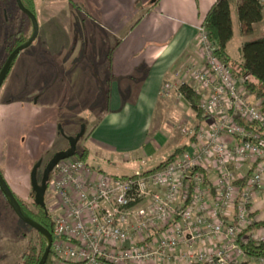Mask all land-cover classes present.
I'll use <instances>...</instances> for the list:
<instances>
[{
	"label": "built area",
	"instance_id": "built-area-1",
	"mask_svg": "<svg viewBox=\"0 0 264 264\" xmlns=\"http://www.w3.org/2000/svg\"><path fill=\"white\" fill-rule=\"evenodd\" d=\"M198 49L181 78L199 95L207 118L189 132L194 145L135 176L106 175L77 158L55 167L47 191L55 213L54 264H264L241 246L264 241L254 231L241 236L254 221L264 181L261 104L250 101L203 25ZM172 88L164 85V96Z\"/></svg>",
	"mask_w": 264,
	"mask_h": 264
},
{
	"label": "crops",
	"instance_id": "crops-1",
	"mask_svg": "<svg viewBox=\"0 0 264 264\" xmlns=\"http://www.w3.org/2000/svg\"><path fill=\"white\" fill-rule=\"evenodd\" d=\"M84 1L88 2L92 25L110 35L105 43V53L98 52L101 49L97 39L92 41L90 50L83 43L80 51L78 38L67 36L66 25L61 26L50 19L41 24L38 42L41 49L35 56L30 55L31 60L27 63L38 70L29 72L24 65L23 72L26 73L16 90L24 101L12 99L1 105L0 142L8 133L6 127L10 121L26 114L38 116L32 120L34 130L28 138L33 142L34 151L30 147L26 152L35 157L45 149H52L59 140L76 137L72 136L74 128L71 127L81 123L80 112L86 110L87 120L81 125L86 130L87 164L90 157L103 156L111 157L115 163L118 159L125 163L142 160L144 166L166 145L173 144L161 123L159 128H153L158 110L164 107L174 110L179 104L190 107L184 98L175 95L174 90L171 98L163 96L162 90L166 84L176 85L188 62L199 57V28L217 0H159L157 4H151L153 0ZM236 4L234 2L232 7L233 29ZM258 25H255L254 34ZM242 59L241 56L237 67ZM56 60L61 62L58 65L61 68L41 63ZM43 67L45 71L41 70ZM39 77L41 82H38ZM31 94L39 95L35 104H32ZM40 98L43 105L39 103ZM93 117L97 119L94 124ZM42 120L45 123L41 125ZM59 123L66 126L60 129ZM21 134L23 132L18 131V135ZM181 141L173 145L179 148ZM97 171L106 174L100 169ZM254 211L256 219L264 221V194L254 203ZM253 233L264 236V230Z\"/></svg>",
	"mask_w": 264,
	"mask_h": 264
},
{
	"label": "rangeland",
	"instance_id": "rangeland-1",
	"mask_svg": "<svg viewBox=\"0 0 264 264\" xmlns=\"http://www.w3.org/2000/svg\"><path fill=\"white\" fill-rule=\"evenodd\" d=\"M33 1L39 28H41V24H43L47 19L53 20L59 23L61 26H67L66 34L68 37L72 38L76 36L78 38V47L80 48V51L83 50V43L87 45L88 50H90L89 48L92 44V41L94 39H97L100 42L99 49H101V51L98 52L101 54L105 53V43L110 35L100 30L98 27H94V25H92L93 22H91L90 18L88 17L90 11L89 7L87 6L88 2H85L84 0ZM152 3L153 2H151V4ZM50 16L53 17L51 18ZM27 17L28 16L17 7L15 0H0V72L4 67L7 59L9 58L12 50L16 46V42L18 40H27L34 35L33 23H31ZM234 18V38L233 41L229 44V53L234 58V61L236 63H239V60L242 56V51H239L238 48L242 49L243 45L247 42H254L264 39V20L256 28L257 31L254 36L246 38L241 35L239 20L236 14ZM70 28L72 29L71 32ZM40 36L41 35L39 32V36L36 42L33 43V45L29 49L23 51L18 56L13 69L11 70L9 76L5 80L0 90V107L1 105L9 103V101H11L12 99L14 101H24L21 100L20 96L18 95L20 93H16V90L18 86L22 85L24 79L23 76L26 73L23 72L25 69L24 65L27 66L29 72L38 70V67H35L33 69L27 63L29 62V60H31L30 55L35 56V54H38L41 49L40 46H38V42H40ZM41 63H46L50 66L52 65L55 68H61L60 66H58L61 62H59L58 60L52 62L41 61ZM236 63L234 64L235 69L237 67ZM50 66H48L47 68H50ZM67 68L70 67L68 66ZM45 69L46 68L44 67L41 68V70L43 71H45ZM38 82H41L40 77L38 79ZM181 85L182 81L180 80L172 88V90H174V92L176 93L175 95H177L179 99H181L179 93V88L181 87ZM191 85L193 86L194 84ZM36 88L37 87H35V90ZM41 89L43 90L44 88L42 87ZM172 90L169 91L168 97L171 96ZM32 94V104H35V101H37V97H39V95ZM162 95L164 96L163 91ZM250 101H252V103L254 104L257 103L253 97L252 99H250ZM39 103L43 105L44 101H42L41 99ZM22 108L23 107H21V105L19 104V109L22 110ZM68 114H71V112ZM80 114L81 118L79 120L81 123H79V125L77 126L71 127L74 128V130H71L72 136H76L80 133L82 127L81 124L85 123V121L87 120L86 110L83 113L80 112ZM35 117L39 118L38 116H30L29 114H26L25 116H21L10 121L9 125L7 124L6 127L8 128L6 131L8 133H6L3 142H0V171L10 188L23 201H25L32 210L34 209L32 207L33 200L31 197V172L35 164H37L39 161H42V167L40 168L38 175L40 180V178H42L45 166L52 159V157L56 153L62 150H66L69 146V142L66 139L59 140L52 149H45L44 153L38 154L35 157L26 155L27 148L30 149L31 147V151H34L33 142L31 140L29 141L28 138L29 133H32L34 130L32 120L36 119ZM187 119H189V121H186ZM92 121L94 124L95 122H97V119L93 117ZM43 123H45V120H42L40 124L42 125ZM160 123L161 127H164L167 134H170V138L172 139L171 142L173 144H178L180 140H182L179 148L194 145L189 132H193L195 130V128L199 124V121L196 117V112L192 109L191 106L189 107L187 105L186 107H184L179 104L178 108L175 107L174 110H167L166 107H164L163 109H159L154 121L153 128H159ZM62 126L65 127L66 124H58V128L61 129ZM184 130H187L188 134L185 135L183 133ZM18 131H22L23 134L19 136ZM85 136L86 130L84 137L81 139V142L78 145V151L80 153L86 150L84 142ZM173 144L172 146L166 145L165 149L161 153H159L153 160L148 161L144 166L142 165V160H130L129 162L125 163L124 161H120L118 159L117 161L120 163H118L117 161L115 163L113 162L111 157L104 158L103 156V158L90 157L88 160V164L90 165V167L97 170L100 169L108 175L110 174L119 177L135 176L146 171L153 170L160 163L165 162L173 154L176 147L178 148V146H174ZM262 184L264 185V181L262 182ZM262 194H264V190L261 189L259 190L257 197L254 199L253 204L260 200V196ZM45 203L49 213L55 215V213H52L51 211L53 209V198L51 197V195H49V193L48 195L46 194ZM31 241L34 245L36 242H40L41 238L35 230H33L20 220L18 214L12 207L7 196L0 191V264H22L23 256L28 252ZM200 248L201 245L196 246L197 251H199Z\"/></svg>",
	"mask_w": 264,
	"mask_h": 264
},
{
	"label": "trees",
	"instance_id": "trees-1",
	"mask_svg": "<svg viewBox=\"0 0 264 264\" xmlns=\"http://www.w3.org/2000/svg\"><path fill=\"white\" fill-rule=\"evenodd\" d=\"M158 2L159 0L156 1L155 4ZM234 2L237 3L236 12L241 25V35L244 37L252 36L254 34L255 25L260 24L264 19V7L259 4L258 0H217L216 4L212 7L203 23V27L205 28L210 41H212L217 47V56L233 69L234 64L232 63V59L228 53V45L234 37L232 21V7ZM22 3L26 9L36 15L33 0H22ZM27 18L32 23V20L29 17ZM31 38L32 37L23 41L18 40L12 52H14L20 46L26 44ZM241 51L243 59L238 65L237 69H234V72L240 79H242L244 90L261 104V110L264 115V39L245 43ZM17 59L18 57L13 61L7 77L13 69ZM179 93L196 112V117L199 123L205 122L207 118L204 117L203 113L199 109L200 97L193 90V88L188 85H182L179 88ZM242 123L245 124L248 129H252L250 128V125L246 124L245 122ZM191 140L195 144V138L193 137ZM188 148L189 147L184 146L183 148L176 149L165 162L158 166V168H162L170 164ZM68 149L69 146L66 150ZM76 158L87 163L88 150H84L82 153H80L77 149ZM39 181L41 184H43V175ZM49 185V181L43 185L45 195L47 194ZM0 191L5 195L1 186ZM11 191L16 198L24 216L33 223L45 228L49 233H51V235H53L54 224L52 217L47 208H42L35 203L36 193L33 191L32 187L31 197L33 200L32 207L34 210H32L29 205L23 201L12 189ZM251 217L254 219V221L252 225L247 228L244 234L241 235L242 237L253 231L264 230V221H258L256 219L257 213H253ZM37 234L41 238V241L36 242L34 245L32 244V241L30 242L29 250L24 254L22 264L41 263L47 249V242L42 234L39 232H37ZM241 246L249 259H264V241L249 240L246 245L242 244ZM47 264H54L52 253L50 254ZM242 264L252 263L251 261H247Z\"/></svg>",
	"mask_w": 264,
	"mask_h": 264
},
{
	"label": "water",
	"instance_id": "water-1",
	"mask_svg": "<svg viewBox=\"0 0 264 264\" xmlns=\"http://www.w3.org/2000/svg\"><path fill=\"white\" fill-rule=\"evenodd\" d=\"M158 0H153V3H155ZM18 8L26 14L33 23L34 26V35L33 37L24 45L20 46L17 48L14 52L11 53L9 58L7 59L4 67L2 68L0 72V90L6 80V77L8 75V72L10 70V67L13 63V61L25 50L29 49L33 43L37 40L40 32L39 28V23L37 20L36 15H34L32 12H30L28 9H26L22 3V0H16ZM85 135V126L82 127L81 132L76 136V137H69L68 142L70 144V147L66 151H60L56 153L52 159L48 162V164L45 167L44 174H43V184H40L39 179H38V173L39 169L42 166V161H39L33 168L31 172V186L33 191L36 193L35 195V203L42 208H46V203H45V190L44 186L45 183L49 180L50 174L54 171L55 167L59 165L60 162L69 160L72 158H76L77 156V149H78V144L81 141V139ZM0 186L2 187L5 195L9 199L12 207L15 209L16 213L18 214L20 220L28 225L30 228L33 230L39 232L40 234L43 235V237L48 241V246L45 251V254L43 256V259L40 264H47L48 259L51 254V245H52V235L49 233L45 228L33 223L32 221L28 220L24 214L22 213V210L14 197L10 186L8 185L7 181L5 180L4 176L0 172Z\"/></svg>",
	"mask_w": 264,
	"mask_h": 264
},
{
	"label": "flooded vegetation",
	"instance_id": "flooded-vegetation-1",
	"mask_svg": "<svg viewBox=\"0 0 264 264\" xmlns=\"http://www.w3.org/2000/svg\"><path fill=\"white\" fill-rule=\"evenodd\" d=\"M69 147H70V144H69ZM62 151H66V150H62ZM48 164V163H47ZM42 167V166H41ZM46 167V166H45ZM40 170V169H39ZM44 170H45V168H44ZM43 174H44V172H43ZM38 175H39V173H38ZM50 177H51V174H50V176H49V182H50ZM38 179H39V176H38ZM40 182V181H39ZM41 184V183H40ZM32 187V186H31ZM45 199H46V195H45Z\"/></svg>",
	"mask_w": 264,
	"mask_h": 264
}]
</instances>
